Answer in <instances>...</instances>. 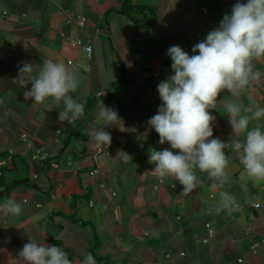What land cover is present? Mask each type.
Returning a JSON list of instances; mask_svg holds the SVG:
<instances>
[{
	"label": "crops",
	"instance_id": "0c3cea01",
	"mask_svg": "<svg viewBox=\"0 0 264 264\" xmlns=\"http://www.w3.org/2000/svg\"><path fill=\"white\" fill-rule=\"evenodd\" d=\"M236 2L0 0V204L11 197L23 205L19 216L0 212V264H16L29 236L50 245L60 239L73 251V264H82L94 230L101 239L99 253L109 254L112 264H264V181L247 177L240 154L225 149L231 159L222 188L198 171L203 184L188 194L174 177L159 182L152 172L155 165L148 163L151 148L170 149L147 123L162 104L157 85L174 74L168 48L179 45L193 54L192 47ZM79 13L87 18L82 26L76 21ZM78 37L93 47L88 70L81 68L86 52L72 41ZM46 59L74 61L79 81L74 96L85 105L84 116L74 124L59 121L62 104L52 98L42 104L26 100L25 89L13 81L22 62ZM254 67L264 74V61ZM98 100L124 113L123 131L119 126L105 129L112 143L101 153L88 134L102 126ZM233 101L264 107V75L239 97L225 90L218 109L210 110L216 117L212 138L225 143L234 133L222 111ZM253 124L264 130V117ZM142 134L145 138L138 141ZM36 148L47 151V158L33 159ZM119 150L132 160L116 158ZM94 168L97 172L90 174ZM127 184L132 187L128 198H115ZM221 191L233 194L238 206L210 212ZM256 201L259 207L252 205ZM72 213L90 223L71 221Z\"/></svg>",
	"mask_w": 264,
	"mask_h": 264
},
{
	"label": "clouds",
	"instance_id": "9594fccd",
	"mask_svg": "<svg viewBox=\"0 0 264 264\" xmlns=\"http://www.w3.org/2000/svg\"><path fill=\"white\" fill-rule=\"evenodd\" d=\"M192 53L179 45L167 50L174 74L157 85L162 104L147 123L149 131L154 129L159 134V143L170 144V149L149 150L148 163L155 165L152 172L161 182L166 177H174L182 185L183 194L203 184L198 171L213 180V187L222 188L228 183L231 156L225 149H229L240 154V163L250 180L264 181V130L253 124L264 117V107L257 103L245 106L229 102L222 112L228 115L234 135L227 143L212 138L216 117L210 113L218 109V97L225 90L239 97L264 75L254 67V62L264 61V0L246 3L237 0L231 13H226L219 25L192 47ZM13 81L25 89L26 100L42 104L52 98L57 106L62 104L58 114L62 123L70 124L84 116L85 105L74 96L79 86L76 69L70 64L53 59H46L42 64L24 61L18 65V76ZM97 103V119L102 121V126L88 134L97 147H109L112 136L105 129L121 128L122 120L118 110L106 106L103 100ZM145 136L142 134L137 140ZM116 158L124 162L132 160L123 150L118 151ZM237 206L233 194L221 191L220 199L209 211L235 210ZM22 209L23 205L11 197L0 204L4 215L19 216ZM15 261L16 264H73L62 247L37 242L31 236L18 250ZM82 264H97V260L88 253Z\"/></svg>",
	"mask_w": 264,
	"mask_h": 264
},
{
	"label": "built area",
	"instance_id": "2783aa9c",
	"mask_svg": "<svg viewBox=\"0 0 264 264\" xmlns=\"http://www.w3.org/2000/svg\"><path fill=\"white\" fill-rule=\"evenodd\" d=\"M4 13H6V12L4 11ZM86 20H87V18H86V16H85L84 14L79 13V14L76 15V21H77V23H78L80 26L84 25L85 22H86ZM72 41H73L76 45L80 46V47L86 52V58H87V60H86V63H85V64L81 65V68H82L83 70H88V69H89V66H90V59H91V56H92V51H93V47H92V44H91L90 40H88V39H86V38L78 37V38H73ZM67 63L70 64V65H74V61H73L72 59H68V60H67ZM99 94H100V95H101V94L104 95L103 91H100ZM110 100H111V101H114L112 97H110ZM80 102H81V101H80ZM82 103H83V102H82ZM113 109L118 110L119 117L121 118V120L124 119V113L122 112V110H121V108H120L119 106H115ZM66 123H67V122H66ZM74 123H75V121L72 122V123H70V124H74ZM68 124H69V123H68ZM22 137H23L24 139H26V136H25V135H22ZM109 147H110V146H109ZM109 147H106V146L96 147V153L105 152V151H107V149H108ZM47 156H48V152L45 151V150H43L42 148H36V149L34 150V152L32 153V155H31V157H32L33 159H40V160H43V159L47 158ZM52 165H53V166H57V164L55 163V161L52 162ZM96 172H97V169H96V168H94V169H92V170L89 171L90 174H94V173H96ZM35 176H36V175H35ZM159 182H161L160 179H159ZM252 205H253L254 207H259L260 202H259V201H256V202L252 203ZM205 226H206V228H207V232H208V234H212L213 231H214V229H213V227L211 226V223L208 222V221H206V222H205ZM205 240H207V239H205ZM261 241L264 242V238H263ZM179 255L182 257V256L185 255V252H184V251H179ZM166 256L168 257L169 254L167 253ZM237 260H238V262H242V261H243V258H242V257H238Z\"/></svg>",
	"mask_w": 264,
	"mask_h": 264
},
{
	"label": "trees",
	"instance_id": "16d2710c",
	"mask_svg": "<svg viewBox=\"0 0 264 264\" xmlns=\"http://www.w3.org/2000/svg\"><path fill=\"white\" fill-rule=\"evenodd\" d=\"M69 219L73 222H78L80 224H89L90 223L89 221L82 220L76 213L70 214ZM52 245L62 247L68 253L69 259L70 260L73 259V251L71 250V248L64 246L63 242L60 239L53 238L52 239ZM100 245H101L100 236L94 230V233L89 240V248H88L87 254L91 253L95 257V259L97 260V264H99L101 262L104 264H112L111 256L109 254H100L99 253Z\"/></svg>",
	"mask_w": 264,
	"mask_h": 264
},
{
	"label": "rangeland",
	"instance_id": "374dc122",
	"mask_svg": "<svg viewBox=\"0 0 264 264\" xmlns=\"http://www.w3.org/2000/svg\"><path fill=\"white\" fill-rule=\"evenodd\" d=\"M14 176H19V173L15 174ZM119 188L120 189H118V193H117V196L115 198H125V197L128 198L129 193H130L129 191L132 188L131 184H127L126 186H123L122 188L119 187ZM127 189H129V190H127ZM126 207H125V210H126ZM174 210H175V208H174ZM172 212H173V209H172ZM195 232L198 234V238L201 239L202 238V231L200 230V228L195 229ZM111 262H112V259H111Z\"/></svg>",
	"mask_w": 264,
	"mask_h": 264
}]
</instances>
